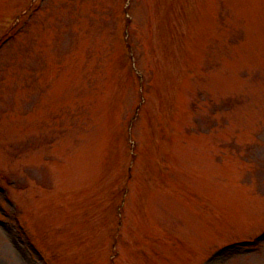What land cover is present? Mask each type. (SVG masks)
I'll use <instances>...</instances> for the list:
<instances>
[{
  "label": "rangeland",
  "instance_id": "obj_1",
  "mask_svg": "<svg viewBox=\"0 0 264 264\" xmlns=\"http://www.w3.org/2000/svg\"><path fill=\"white\" fill-rule=\"evenodd\" d=\"M0 264H264V0H0Z\"/></svg>",
  "mask_w": 264,
  "mask_h": 264
}]
</instances>
